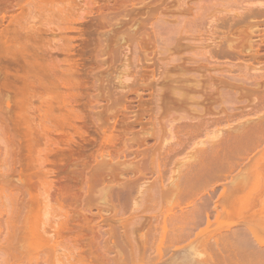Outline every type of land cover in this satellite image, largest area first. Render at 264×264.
Returning a JSON list of instances; mask_svg holds the SVG:
<instances>
[{"label": "rangeland", "instance_id": "374dc122", "mask_svg": "<svg viewBox=\"0 0 264 264\" xmlns=\"http://www.w3.org/2000/svg\"><path fill=\"white\" fill-rule=\"evenodd\" d=\"M255 7L264 8V0H0V193L13 192L18 204L45 173L55 186L73 169L84 189L73 204L79 215L102 208L117 227L115 220H129L117 188L138 178L146 187L158 175L166 183L186 153L217 139H211L215 131L264 117L263 18L216 26L217 18L240 21ZM219 51L236 57H214ZM33 57L49 74L39 67L42 77L34 78L32 64L24 70ZM190 122L202 125L181 153H168L174 126ZM259 145L233 169L235 182L214 188L212 201L218 212L224 209L221 230L244 224L261 241L264 227L255 215L264 202V142ZM2 203L12 211L10 198ZM49 205L40 218L46 232L64 213L54 196ZM128 249L117 263L135 262Z\"/></svg>", "mask_w": 264, "mask_h": 264}, {"label": "bare ground", "instance_id": "6f19581e", "mask_svg": "<svg viewBox=\"0 0 264 264\" xmlns=\"http://www.w3.org/2000/svg\"><path fill=\"white\" fill-rule=\"evenodd\" d=\"M263 9L256 7L246 9L242 15L237 16L240 17V21L239 18L231 16V19L230 17L217 18L216 26L226 29L230 22L235 24L248 18H263L264 21ZM214 57L235 58L236 56L228 51H219L214 53ZM29 61H31L30 58ZM29 61L26 60L27 63L24 62L22 67L25 70V65L32 64L29 72L38 79L43 72L38 71L40 63H37L35 59L31 61L32 63ZM45 73L42 75H46ZM49 76L46 75L47 79ZM219 121L221 120H213V124ZM249 123H253L252 126ZM249 123L241 126L240 131L238 128L236 131L229 130L230 132L213 131L211 139H217L214 141L210 139L211 141L208 142H213L211 145L206 142L207 146L203 142L197 143V146L200 144L205 148L198 147L193 153H186L179 161L177 174L171 175L167 184L164 183L165 179L163 180L162 175H158L157 179L147 184L148 187L143 186L141 178L134 179L133 182L127 181V184L121 185L122 188L118 186L120 188H117V195L126 197L124 208L130 213L129 220L124 222L120 219L115 220L120 224L119 227L113 225L114 216L108 218L107 215L100 214L102 209L100 207L99 210L96 207L98 216L95 214V217L94 213L92 214L95 218L90 217L91 214L89 216L90 207L88 213L82 208L83 215H79L81 208L79 211L77 205L75 204V207L73 204L74 201L76 203V192L84 190H82L84 183L77 187L75 183L77 181L73 178V169L70 174V169L67 170V173L63 174L65 181L55 186L48 182L47 173H45L38 178L39 188L37 187L34 193L27 191L24 199L18 204L13 192L7 195L0 193V264H55L56 262L58 264H123L117 262L122 260V251L127 248L130 249H128L130 256L135 259L133 264H264V240L260 241L256 232L244 224L241 228L233 225L221 230L219 220L224 209L218 212L221 206L217 201H212L215 196L214 188L219 185L225 188L224 184L229 179L230 183L233 180L235 182L236 178L231 174L238 168L240 161H243L248 152L260 148L258 147L260 142L261 145L264 142V117ZM201 125L191 122L175 125L173 129L176 142L168 147L167 152L174 155L181 153L185 149V144L188 143L187 139L195 134ZM220 132L221 136L217 134ZM180 134L185 138L183 139ZM215 134L217 136L214 137ZM262 147L264 149V146ZM42 161L43 159L37 156L34 163L41 166ZM143 170L152 172L146 165H143ZM255 173L257 175L259 172ZM66 174L69 176L66 177ZM17 181L21 182V178ZM85 183H87L85 189H88L89 182ZM52 196L59 209L62 210L64 207L62 211L64 213L60 215L63 218L61 222L58 221L51 232H46L40 218L42 211L50 206L49 201ZM140 196L141 198L137 200ZM3 197H8L13 202V207L10 205L12 211L7 212L4 209ZM130 200L133 203L127 206ZM242 201L245 202L243 199ZM62 202H66V205ZM5 212L8 215L3 218ZM102 212L105 213V210ZM257 213L255 217L260 222L258 225L262 223L261 226L264 227V202L259 203ZM87 217L96 220L92 222ZM250 217L253 220L255 218ZM102 225L107 229H102ZM82 232L90 234L89 237H85ZM111 251H117L115 256L120 257L115 260V263H112L113 258L109 257Z\"/></svg>", "mask_w": 264, "mask_h": 264}]
</instances>
